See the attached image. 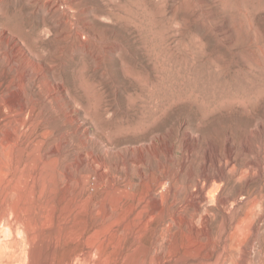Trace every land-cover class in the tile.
I'll return each instance as SVG.
<instances>
[{
    "label": "rangeland",
    "instance_id": "1",
    "mask_svg": "<svg viewBox=\"0 0 264 264\" xmlns=\"http://www.w3.org/2000/svg\"><path fill=\"white\" fill-rule=\"evenodd\" d=\"M251 197L264 0H0V264H264Z\"/></svg>",
    "mask_w": 264,
    "mask_h": 264
},
{
    "label": "bare ground",
    "instance_id": "2",
    "mask_svg": "<svg viewBox=\"0 0 264 264\" xmlns=\"http://www.w3.org/2000/svg\"><path fill=\"white\" fill-rule=\"evenodd\" d=\"M218 162H219L218 157H214L211 153H209L207 155L206 160H205V164H204V170L199 177V179H203L205 183L203 185H198V189H199L198 199L195 201H191V200L188 201V205L190 207H193L194 212H197L198 214L202 213V211L204 210V204L208 203V201L211 199V197H210L211 190L214 191V190L220 188L219 182L224 180L225 173L220 172V171L218 173H210L209 172V169L212 166H216ZM230 162H233L232 153L230 156ZM255 166L257 168L258 174H263V166L261 164H257ZM161 183H160V185H161ZM261 199L263 200V196H261ZM262 200L259 201L257 197H255V198L251 197L248 200V202L246 203V206H248V207L251 206L250 207L251 211L247 215L248 218L241 223L237 222V220H235L233 218L230 220V226L231 227L236 226L235 229L241 230L242 228L246 227L248 225V223H251L252 220H254L256 216L258 217L260 215V214H257L258 203L259 204L261 203L260 212H262V211L264 212V205L262 204ZM230 205L231 206L237 205L238 209L236 210V213H237V215L241 214L243 206L240 204L238 197L235 198L233 200V202H231V200L229 198H226V197H224L220 201V208L223 212L229 211L230 207H231ZM157 208H158V206H156V209ZM115 210H116V208H115ZM262 217H263V215H261V218ZM12 228H13V225H12ZM252 230H253V233L255 234L256 238L258 239V236L260 234V228L259 227H253Z\"/></svg>",
    "mask_w": 264,
    "mask_h": 264
}]
</instances>
